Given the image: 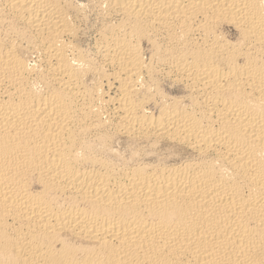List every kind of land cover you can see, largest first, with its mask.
Here are the masks:
<instances>
[{
	"label": "bare ground",
	"instance_id": "bare-ground-1",
	"mask_svg": "<svg viewBox=\"0 0 264 264\" xmlns=\"http://www.w3.org/2000/svg\"><path fill=\"white\" fill-rule=\"evenodd\" d=\"M0 264H264V0H0Z\"/></svg>",
	"mask_w": 264,
	"mask_h": 264
},
{
	"label": "rangeland",
	"instance_id": "rangeland-1",
	"mask_svg": "<svg viewBox=\"0 0 264 264\" xmlns=\"http://www.w3.org/2000/svg\"><path fill=\"white\" fill-rule=\"evenodd\" d=\"M82 1L86 2V0H82Z\"/></svg>",
	"mask_w": 264,
	"mask_h": 264
}]
</instances>
